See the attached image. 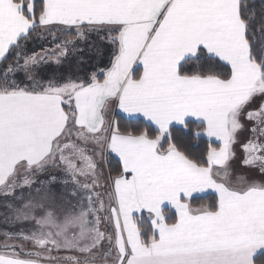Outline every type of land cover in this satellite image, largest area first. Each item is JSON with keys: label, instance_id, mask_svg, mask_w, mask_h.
I'll return each instance as SVG.
<instances>
[{"label": "snow or ice", "instance_id": "6c2138e0", "mask_svg": "<svg viewBox=\"0 0 264 264\" xmlns=\"http://www.w3.org/2000/svg\"><path fill=\"white\" fill-rule=\"evenodd\" d=\"M237 165L264 178V0H0V264H264Z\"/></svg>", "mask_w": 264, "mask_h": 264}, {"label": "trees", "instance_id": "16d2710c", "mask_svg": "<svg viewBox=\"0 0 264 264\" xmlns=\"http://www.w3.org/2000/svg\"><path fill=\"white\" fill-rule=\"evenodd\" d=\"M251 2L256 6L257 8V11L259 10V7H260V4H261V0H251ZM37 43H40V42H37ZM31 47L35 48L36 45H31ZM99 58H97V60L93 61V63H99ZM105 62H106V57H105ZM76 68H75V65H73L71 68H64L63 71L65 73L69 72V71H75ZM205 144H206V140L204 139V141H194L193 142V146H192V150L193 151H196V152H199L201 151L204 147H205ZM210 201V197L209 198H205V200L203 201H197V203H202V202H209Z\"/></svg>", "mask_w": 264, "mask_h": 264}, {"label": "rangeland", "instance_id": "374dc122", "mask_svg": "<svg viewBox=\"0 0 264 264\" xmlns=\"http://www.w3.org/2000/svg\"><path fill=\"white\" fill-rule=\"evenodd\" d=\"M66 69H68L69 67H65ZM242 169L240 168L238 165L236 167V169ZM237 172V170H236ZM237 175H241L240 173H237ZM248 178V177H247ZM250 179H254L253 177H250ZM256 182H260L261 180H257V179H254ZM4 205V201L2 199H0V243L3 242V235L2 233L4 231H15L14 228H12L9 224L5 223V220H4V213L7 211V209L3 206ZM11 242V241H10ZM70 253H67V252H64V253H61V255H69Z\"/></svg>", "mask_w": 264, "mask_h": 264}, {"label": "flooded vegetation", "instance_id": "af4514ba", "mask_svg": "<svg viewBox=\"0 0 264 264\" xmlns=\"http://www.w3.org/2000/svg\"><path fill=\"white\" fill-rule=\"evenodd\" d=\"M247 135H249V133L245 132V136H247ZM236 170H237V173H240V174L248 177V179H250V177H253L254 179H257V180L264 179L256 171H253V170H245V169H238V168Z\"/></svg>", "mask_w": 264, "mask_h": 264}, {"label": "crops", "instance_id": "0c3cea01", "mask_svg": "<svg viewBox=\"0 0 264 264\" xmlns=\"http://www.w3.org/2000/svg\"><path fill=\"white\" fill-rule=\"evenodd\" d=\"M205 140L207 141V138L205 137Z\"/></svg>", "mask_w": 264, "mask_h": 264}]
</instances>
